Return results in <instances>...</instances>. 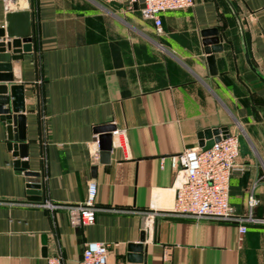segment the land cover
<instances>
[{
    "label": "crops",
    "instance_id": "obj_1",
    "mask_svg": "<svg viewBox=\"0 0 264 264\" xmlns=\"http://www.w3.org/2000/svg\"><path fill=\"white\" fill-rule=\"evenodd\" d=\"M16 1L5 11L0 0V29L7 14L30 13L34 50L11 62L12 84L24 88L22 161L41 189L28 193L0 120V264H78L91 243L108 245V264H129L142 233V264H264V0H228L243 36L225 0L161 13L159 31L126 3ZM212 29L214 74L201 34ZM105 124L122 131L124 147L113 140L101 163L94 130ZM221 129L239 142L228 203L254 221L171 214L179 181L169 156ZM90 180L100 208L92 225L74 228L65 210L42 206L83 202Z\"/></svg>",
    "mask_w": 264,
    "mask_h": 264
},
{
    "label": "built area",
    "instance_id": "obj_2",
    "mask_svg": "<svg viewBox=\"0 0 264 264\" xmlns=\"http://www.w3.org/2000/svg\"><path fill=\"white\" fill-rule=\"evenodd\" d=\"M105 2H121L135 5L143 2L141 14L154 22L159 31L160 14L169 11H179L191 8L194 0H103ZM16 0H2L5 11L16 5ZM112 141L124 147L121 130L115 128L111 133ZM239 154V142L235 135H229L214 142L206 150L201 148L186 150L177 155L169 156L170 167L176 172L179 184L175 190L171 214L196 221L214 220L224 222L248 223L254 221L249 214L246 217L237 216L228 203L230 176L235 168ZM96 184L87 182L86 197L76 204L42 206L53 209L60 208L67 212L70 225L86 227L94 223L96 212L100 209L95 202ZM248 208L251 210L256 201L248 198ZM239 234H244L246 228L241 225ZM108 245L103 243L87 244L81 254L78 264H108ZM47 264H62L59 256L47 259Z\"/></svg>",
    "mask_w": 264,
    "mask_h": 264
},
{
    "label": "water",
    "instance_id": "obj_3",
    "mask_svg": "<svg viewBox=\"0 0 264 264\" xmlns=\"http://www.w3.org/2000/svg\"><path fill=\"white\" fill-rule=\"evenodd\" d=\"M231 9L235 20L241 30L242 25L240 19L236 15L233 7L225 0ZM134 6L143 8V2L139 1ZM30 13L18 12L9 13L6 16L7 26L0 29V120L7 125L6 130L10 144L9 149L15 160L14 166L27 169L28 165L22 161L27 157V145L24 143L25 138V117L24 112V88L22 85L12 84V66L11 62L21 59L22 54L33 52V40L30 36ZM205 46L204 52L207 54L206 64L210 74L215 73L213 53L221 48L218 44L217 30H205L201 32ZM244 40V39H243ZM245 59L250 69L255 72L247 50H245ZM115 127L110 124L101 125L95 128L94 132L98 135L99 159L101 163L109 161L110 151L112 149L111 133ZM228 136L226 129L207 130L199 135V148L206 150L212 146L214 142H218L221 138ZM27 178V187L30 194H38L41 189V174L24 172ZM145 242V233H142L137 244H129L127 247L129 264H142L144 262L142 253L144 252L143 243Z\"/></svg>",
    "mask_w": 264,
    "mask_h": 264
}]
</instances>
